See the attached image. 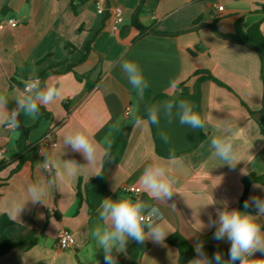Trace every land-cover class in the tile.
Listing matches in <instances>:
<instances>
[{"label": "crops", "instance_id": "crops-1", "mask_svg": "<svg viewBox=\"0 0 264 264\" xmlns=\"http://www.w3.org/2000/svg\"><path fill=\"white\" fill-rule=\"evenodd\" d=\"M141 3L106 0L105 11L99 14L95 0H85L76 13L70 0H0V94L10 98L7 108L16 107L14 98L23 91L27 79L51 66L59 73L50 74L45 82L62 89L60 98L44 106L49 118L30 131L24 157L18 156L17 141L21 131L34 126L37 118L31 120L21 113L17 131L0 126V149H6L0 163H8L0 170V222L4 215L14 222L5 230L10 240H35L29 248H11L0 256V264H104L103 249H98L91 237L92 230L102 225L100 205L92 213L87 188L102 171L105 158L102 166H88L81 153L63 146V136L77 129L87 130L101 149H109L120 131L142 111L149 94L178 97L180 86L189 94L199 88V105L185 100L206 122L203 129H192L181 125L175 116L169 122L161 113L155 131L179 163L172 165V156L156 152L151 124L136 127L133 123L121 160L106 169L105 198L130 196L157 205L170 232L163 243L145 240L137 258L127 250L114 255L117 264H190L200 258L194 248L199 240L209 260L216 252L228 259L230 242L214 239L215 227L207 225L210 216L217 218V210L239 209L247 174H264V136L254 118L258 112L264 114V84L259 54L221 37L211 26L228 34L237 24L247 30L260 22L264 33L260 7L264 0H148L139 10ZM218 4L224 9L218 10ZM116 6L122 7L124 21L114 31L112 9ZM12 17L20 25H9ZM125 59L136 62L149 83L142 96L121 70L120 62ZM201 70L210 72L224 86L196 74ZM75 73L91 77L93 88L88 91V80H79ZM165 101L157 99L152 105ZM127 107H131L129 116L125 115ZM226 126L231 127L234 137L235 167L224 164L211 146L213 137L225 135ZM49 131H53V141L42 142ZM162 132L168 135L167 142L161 139ZM43 150L61 172H65V161L80 167L75 176L65 172L62 181L48 187L45 204L29 202L19 219L13 220L9 216L12 202L25 197L29 184L53 174L40 169ZM154 162L167 165L177 181L179 193H174L167 204L150 200L143 190L139 196L123 190L128 185L142 189L139 178ZM101 190L95 188L93 194L101 195ZM252 197L264 199V185L252 184L248 201ZM249 208L256 215L257 209L251 204ZM258 222L264 226V216ZM201 224L206 227L200 229ZM62 228L71 230L75 238L74 245L66 250L56 244ZM176 233L194 248V257L187 263H182L178 248L167 242ZM134 242L130 239L127 248ZM254 258H264V253L258 251Z\"/></svg>", "mask_w": 264, "mask_h": 264}, {"label": "clouds", "instance_id": "clouds-1", "mask_svg": "<svg viewBox=\"0 0 264 264\" xmlns=\"http://www.w3.org/2000/svg\"><path fill=\"white\" fill-rule=\"evenodd\" d=\"M120 67L136 93L142 96L145 89L149 87V83L139 65L125 59L120 62ZM61 92V87L56 84L47 82L42 84L38 77L31 78L25 82L23 91L15 96L16 107L12 110L7 108L10 98L0 94V126L17 131L21 123L19 120L21 113L35 120L40 113L41 105L51 104L60 98ZM161 113L167 117L169 122L175 116L178 117L181 125H187L192 129H203L206 122L194 110L191 102L168 100L162 105L149 106L147 119L134 116V126L140 127L145 124L159 126ZM224 131V136L212 138L211 146L216 157L223 160L224 164L235 167L237 164L235 163L236 149L231 127L226 126ZM160 136L165 142L169 139L166 133L162 132ZM63 146L81 153L88 162L87 165L92 167L97 164L102 166L104 158L108 156V148L101 149L87 130L77 129L65 134ZM42 155L44 159L39 163L40 169L53 174L48 179H40L29 184L25 197L12 202L9 216L13 220L19 219L29 202L45 204L48 187L55 184L57 180L62 181L65 172L68 176H75L80 167L74 161H65V172H61L57 168L56 161L48 153L43 150ZM169 163L176 165L179 161L172 156ZM139 183L149 199L156 201L157 204H167L174 193H179L175 188L176 178L165 164L154 162L147 165L139 178ZM250 204L257 209L256 215L248 211L225 208L217 210L215 220L209 217L207 227H215L214 239H227L230 242L228 259L225 260L222 253L216 252L212 260H209L203 253V241L198 240L194 248L200 258L191 261L190 264H213V261L214 264H264V258H254L256 252L264 253V226L258 222L259 218L264 216V199L252 197L250 201H245L244 208L248 209ZM171 207L175 208L174 205ZM99 219L102 225L92 230L91 237L95 240L98 249H103L104 264H117V256L114 253L126 252L130 239L138 243H143L147 239L155 243H163L170 232L166 227L167 221L164 214L157 205L140 198L133 199L130 196H120L118 199L103 198L100 204ZM204 227L206 226L201 224L200 229Z\"/></svg>", "mask_w": 264, "mask_h": 264}, {"label": "trees", "instance_id": "trees-1", "mask_svg": "<svg viewBox=\"0 0 264 264\" xmlns=\"http://www.w3.org/2000/svg\"><path fill=\"white\" fill-rule=\"evenodd\" d=\"M85 2V0H70V6L73 10V12H77V9L80 5H82ZM148 0H142L141 6L139 10H142L146 7ZM261 9L264 11V4L260 5ZM212 30L220 35L221 37L239 42L243 45H246L252 49H254L260 56L261 62H262V78H263V84H264V33L262 32L261 29V23L258 22L251 26L247 30H243L239 24L236 25V30L232 33L228 34H222L218 31V29L212 25L211 26ZM86 51L88 52V48L86 47ZM68 70H72V67H69ZM52 73H59L57 71L55 66H51L50 68H47L40 73L36 75V77L33 78H39L43 83H45L46 78L52 74ZM196 74H202L203 78L205 79H210L216 82L219 85L224 86V84L216 79L210 72L208 71H198ZM76 77L81 80L85 78L84 75H79L78 73H75ZM27 79L26 81H28ZM90 81H87L86 88L88 91H90L93 88V85L89 83ZM182 88V93L178 97H171L165 94H149L148 97L145 100V105L142 111L137 115L142 118L147 119V108L149 106H152V103L154 100L157 99H167V100H173V101H180V100H185V99H191L193 100L197 105H199L200 102V90L199 88H196L195 92L193 94H189L187 89L183 86H180ZM253 115V113H251ZM50 113L49 111L46 110V108L41 105L40 107V113L37 117V122L35 123L34 126L31 127H26L21 131L20 137L17 141V146H18V156L24 157L25 153L29 149V144L27 142L28 136L30 131L36 127L39 122H41L44 119L49 118ZM134 123V120L131 121L130 124L126 125L120 133L115 137L112 145L108 149V156L105 157V163L102 171L92 179L90 183V187L87 188V194L90 200V209L92 213L95 212V210L98 208V206L101 204V201L103 198H105L106 193H107V188H106V169L107 166L112 165V164H118V162L121 160L124 151L126 149V145L128 142V136L129 132L131 130V126ZM259 128L261 134L264 136V114L261 116V120L258 121ZM153 128L154 132V139L156 142V152L164 157H169L172 156L173 153L169 151L166 146L162 143L160 138L158 137L154 125H151ZM8 163L3 161L0 163V170L3 169ZM254 183H259L264 185V174H258L255 172H251L247 174L244 179H243V194L241 196V199L239 201V209L240 211H248L251 212L250 208L245 209L244 208V203L245 201H248V191L249 188L252 184ZM98 187H102L103 192H101V195H94L93 194V189H97ZM80 189L78 188V195H80ZM94 195V196H93ZM14 224L12 220H10L6 215L2 216L1 222H0V256L7 253L11 248L13 247H25L29 248L31 247L34 243L35 240H29V241H12L10 240L5 233V230L8 226ZM167 242L175 245L179 252H180V258L182 263H187L190 260L193 259L194 257V248L192 245H190L179 233H176L169 238H167ZM142 250V243L134 242L132 243L128 248L127 252L133 257L137 258Z\"/></svg>", "mask_w": 264, "mask_h": 264}, {"label": "built area", "instance_id": "built-area-1", "mask_svg": "<svg viewBox=\"0 0 264 264\" xmlns=\"http://www.w3.org/2000/svg\"><path fill=\"white\" fill-rule=\"evenodd\" d=\"M105 3L106 0H95V6H96V10L99 14H102L105 11ZM216 8L218 10H223L224 6L221 4H218L216 6ZM112 14H113V24H112V29L114 31L118 30L119 26L123 23L124 21V12L122 7L120 6H116L112 9ZM9 25L16 27L18 25H20V21L16 18H9L8 20ZM25 85L23 86L24 89ZM131 113V107H127L125 109V115L129 116ZM20 119V117H19ZM8 129V128H7ZM53 141V131H49L45 137L42 139V142H52ZM6 155V149L5 148H1L0 149V156L2 158H5ZM123 190L130 194V195H135V196H139L142 194V189L139 186H135V185H128L125 186L123 188ZM57 247L60 250H66L71 248L74 243H75V238L74 235L72 233L71 230L67 229V228H62L58 234H57Z\"/></svg>", "mask_w": 264, "mask_h": 264}, {"label": "water", "instance_id": "water-1", "mask_svg": "<svg viewBox=\"0 0 264 264\" xmlns=\"http://www.w3.org/2000/svg\"><path fill=\"white\" fill-rule=\"evenodd\" d=\"M261 116H262V113L261 112H258L254 115V118L257 120V121H260L261 120Z\"/></svg>", "mask_w": 264, "mask_h": 264}, {"label": "rangeland", "instance_id": "rangeland-1", "mask_svg": "<svg viewBox=\"0 0 264 264\" xmlns=\"http://www.w3.org/2000/svg\"><path fill=\"white\" fill-rule=\"evenodd\" d=\"M85 78L89 81L91 77H88V75H86Z\"/></svg>", "mask_w": 264, "mask_h": 264}]
</instances>
